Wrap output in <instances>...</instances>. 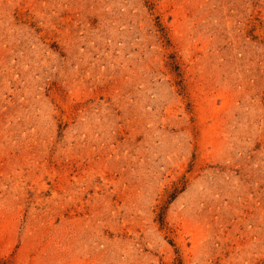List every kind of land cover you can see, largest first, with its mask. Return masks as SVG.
<instances>
[{"label": "rangeland", "instance_id": "obj_1", "mask_svg": "<svg viewBox=\"0 0 264 264\" xmlns=\"http://www.w3.org/2000/svg\"><path fill=\"white\" fill-rule=\"evenodd\" d=\"M0 264H264V0H0Z\"/></svg>", "mask_w": 264, "mask_h": 264}]
</instances>
